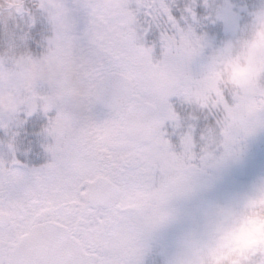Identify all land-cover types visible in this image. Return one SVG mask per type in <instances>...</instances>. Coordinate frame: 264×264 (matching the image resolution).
<instances>
[{
    "label": "snow or ice",
    "instance_id": "6c2138e0",
    "mask_svg": "<svg viewBox=\"0 0 264 264\" xmlns=\"http://www.w3.org/2000/svg\"><path fill=\"white\" fill-rule=\"evenodd\" d=\"M203 9L235 23L209 0H0V264H145L171 202L264 131V7L194 71ZM173 264H264V180L206 212Z\"/></svg>",
    "mask_w": 264,
    "mask_h": 264
},
{
    "label": "rangeland",
    "instance_id": "374dc122",
    "mask_svg": "<svg viewBox=\"0 0 264 264\" xmlns=\"http://www.w3.org/2000/svg\"><path fill=\"white\" fill-rule=\"evenodd\" d=\"M186 2L187 0H177V4L181 7ZM209 2L216 13H221L227 8L235 17V23L230 25L222 18L215 20L207 19L210 14L208 9H203L204 13L198 12L201 22L195 26V31L208 37L210 47L205 50L202 57L197 58L193 62L192 68L194 71H199L208 54H211L213 49L219 48L231 39L235 31L244 32L249 29L252 23V13L264 7V0H209ZM21 26L23 25L21 24ZM2 34L3 26L0 25V37H2ZM50 35L51 25L44 19L41 42L38 45L39 51H33L30 45L28 46V50L33 51V55L42 54L44 51L42 46L44 39ZM98 113V110H94L93 115L96 119H98ZM203 126H206V121L203 122ZM23 136L24 132L22 131L20 137L17 138L20 139ZM3 138V133L0 132V140H3ZM6 152V146L0 143V156H3ZM17 156H21L20 153ZM260 180H264V131H259L249 137L244 142L242 151L237 158L230 161L223 168L212 171L208 178V181L214 188L216 187L212 202L215 201V205L225 203L236 195L247 191ZM212 202L204 208V214L215 206L211 205ZM200 221L201 219H194L192 221L181 222L182 225L180 227L171 229L170 233H165L162 242L157 243L155 240L154 246H150V251L145 258V264H173L185 237L198 227ZM153 236L150 238V244Z\"/></svg>",
    "mask_w": 264,
    "mask_h": 264
},
{
    "label": "flooded vegetation",
    "instance_id": "af4514ba",
    "mask_svg": "<svg viewBox=\"0 0 264 264\" xmlns=\"http://www.w3.org/2000/svg\"><path fill=\"white\" fill-rule=\"evenodd\" d=\"M95 110H98L99 112L97 120H102L105 115L104 109L101 106H97ZM201 121L202 117L200 121L195 122L197 131L204 127ZM172 139L175 141L177 137L173 136ZM19 153L21 156H18V158L21 161H24L26 163H32L30 149L23 146V140L21 141V145H18L17 154ZM215 191L216 187L214 188V186L208 181V178H206L199 183V186L191 195L186 197H180L172 201L170 207L174 217L168 223L161 226L152 234V236H154L151 240L150 246H154L155 240L157 241V243L162 242V238L165 233H170L171 229H176V227H180L182 225L181 222L192 221L194 219H202L205 210L204 208L209 206V203L212 202V197ZM214 202L215 201L212 202V206L216 204Z\"/></svg>",
    "mask_w": 264,
    "mask_h": 264
}]
</instances>
